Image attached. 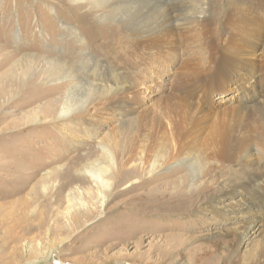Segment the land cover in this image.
I'll return each mask as SVG.
<instances>
[{
	"label": "rangeland",
	"instance_id": "374dc122",
	"mask_svg": "<svg viewBox=\"0 0 264 264\" xmlns=\"http://www.w3.org/2000/svg\"><path fill=\"white\" fill-rule=\"evenodd\" d=\"M230 1L211 0L209 11L215 24H219L220 37L227 34L223 21L231 12ZM81 2L90 1L73 4L74 0H0V264L28 261L34 264H221L222 254L211 253L209 239L240 231L244 221L254 219L264 206V187L253 188L247 200H240L244 193L217 199L222 194L221 181L235 179L232 175L237 169L229 167L227 172L217 175L215 188L203 192L195 201L191 193L205 184V173L194 181L195 175L179 165L174 169L163 168L140 189L128 191L132 186L128 182L115 191L120 195L100 206L97 199L86 194L94 182L84 176L85 186L81 185L75 160L84 158L90 147L99 150V140L118 126L115 119L119 118L108 112L102 116L100 127L83 124L82 110L90 98V89L82 85L72 99L77 122L68 118L40 126L47 120L42 113L45 106L56 98L60 102L66 98L69 87L62 89L61 95L54 86L63 74H69L72 69L79 71L78 56L82 51L92 47L97 52L94 56L102 61L93 66L88 63L79 72L86 74L87 79L101 84L102 80L109 81L117 75L109 66L112 57L109 61L100 59L102 53L109 51L107 43L113 39V29L107 25L103 31L101 24L115 21L89 14ZM217 12L221 18L216 22ZM96 31L100 38L93 36ZM113 46L118 51L121 49L116 42L110 45ZM125 52L123 47L122 55L127 62ZM155 59L158 56L151 52L147 65L145 60L138 64L142 77L136 85H149L146 98L163 93L162 85L172 79L175 68L172 63H165L166 59H162V66L153 64ZM123 68L127 81L132 76ZM240 76H243L241 72L231 81L213 82L209 109L220 112L253 103L251 95L244 97L238 88L242 86L241 81L236 82ZM200 98L194 102L199 103ZM261 130L264 132V127ZM95 151L88 162L99 159ZM84 160L79 162L84 165L87 163ZM244 169L237 170L236 173L242 171L237 181L247 178ZM143 179L147 177L144 175ZM182 179L186 190L182 189ZM81 188L86 191L83 198ZM34 192L39 194L35 201ZM71 192L76 195L69 203ZM254 196L262 204L253 202ZM80 199L88 206L83 207ZM231 201L238 203H233V209L226 208L224 205ZM26 206L28 217L23 214ZM212 206L220 209L221 214L213 211ZM31 222L34 227L41 223L46 226L41 231L31 230ZM259 241L260 238L240 250L241 264L257 253L262 243Z\"/></svg>",
	"mask_w": 264,
	"mask_h": 264
},
{
	"label": "bare ground",
	"instance_id": "6f19581e",
	"mask_svg": "<svg viewBox=\"0 0 264 264\" xmlns=\"http://www.w3.org/2000/svg\"><path fill=\"white\" fill-rule=\"evenodd\" d=\"M78 1L74 0L73 4H78ZM89 1L81 2L88 8L89 14L96 13L98 18L108 17L115 21L101 24L103 31L107 25L113 29V39L107 43L109 51L102 53L100 59L109 61L113 58L109 66L116 70V78L102 80L101 85L87 79L86 74L79 73L86 69L88 63L93 66L102 62L94 56L96 49L90 46L88 51H82L78 56L79 71L72 69L57 80L59 83L54 86L58 89L57 94L61 92L62 95V89L69 87L67 96L63 102L56 98L45 106L42 113L47 120L40 125L68 118L77 122L72 99L75 90L82 85L90 89V98L82 110L83 124L90 128L100 127L102 116L108 115V112L119 118L115 119L118 126L99 140V150H96L98 160L88 162L92 151H95L93 147L85 154V160H75V167L81 173V185L85 186L84 176L95 184L87 192L81 188L80 196L83 198L86 192L89 198L97 199L96 203L104 206L109 198L120 195L115 191L128 182L132 183L128 191L140 189L158 176L163 168L174 169L179 165L180 169L188 168L190 174L195 175L194 181L205 173V184L199 191L191 193L190 197L195 201L203 192L213 190L217 175L227 172L229 167L233 170L246 168L243 173L247 178L237 181L240 178L238 173L242 171L236 173L235 170L233 181H221L222 194L217 199L244 193L240 200H247L253 188L264 187V132L261 130L264 127V0H231V12L223 21L224 29H227L223 37L217 35L219 24H215L213 13L209 11L211 0ZM219 12L216 22L221 18ZM99 34L96 31L93 36L99 37ZM115 42L121 46L119 51L117 47H110ZM123 47L126 48L127 62L122 55ZM151 52L158 56L153 64L162 66V59H166L165 63H172L175 68L172 79L162 85L163 93L146 98L149 85H136L142 77L139 76L138 64L145 60L147 65ZM123 67L132 76L127 81L124 80ZM147 71L146 75H149ZM239 72L243 76L236 81L242 83L238 88L243 91L244 97L250 94L253 103L240 104L220 112L209 109L207 105L210 104L213 82L231 81ZM200 96L201 101L194 102ZM142 106L149 109L144 110ZM33 116L38 118L37 113ZM83 160L87 162L84 165L80 163ZM205 169L209 171H202ZM195 171L201 173L196 174ZM144 175L147 179H143ZM180 182L182 189L186 190L184 179ZM65 189L66 186L61 189V195H64ZM179 190L182 193L180 186ZM75 195V192L68 194L69 203ZM36 198H39L37 193L34 201ZM259 200L253 197V202L257 201L258 205L262 204ZM80 202L83 207L88 206L82 199ZM233 203L238 201L224 206L232 208ZM27 206L23 214L28 217ZM259 210L254 219L244 221L240 231L237 229L216 239L208 238L211 253L222 254L221 264H241L240 250L259 238L262 243L257 253L244 264H264V206ZM213 211L221 214L220 209L213 208ZM36 225L30 229L41 231L46 226L44 223Z\"/></svg>",
	"mask_w": 264,
	"mask_h": 264
}]
</instances>
